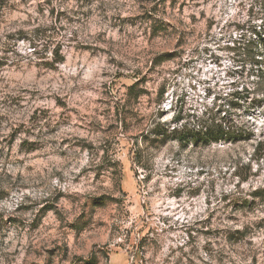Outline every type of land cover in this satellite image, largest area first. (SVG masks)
<instances>
[{
  "label": "rangeland",
  "instance_id": "obj_1",
  "mask_svg": "<svg viewBox=\"0 0 264 264\" xmlns=\"http://www.w3.org/2000/svg\"><path fill=\"white\" fill-rule=\"evenodd\" d=\"M263 5L0 0V264H264Z\"/></svg>",
  "mask_w": 264,
  "mask_h": 264
},
{
  "label": "trees",
  "instance_id": "obj_2",
  "mask_svg": "<svg viewBox=\"0 0 264 264\" xmlns=\"http://www.w3.org/2000/svg\"><path fill=\"white\" fill-rule=\"evenodd\" d=\"M264 8V5H263ZM264 43V38L261 40ZM34 47L35 45L32 44ZM264 48V44L262 46ZM51 58L43 61V65L48 68H53L59 63L64 61V55L61 48L55 45L49 50ZM264 54V53H263ZM256 62L264 63L262 57L256 58ZM258 76L260 85H264V68H258ZM132 89V85L130 87ZM153 137L145 136V140L150 138L151 141H157L159 144H164L169 140H177L179 143H190L192 146L208 147L213 144H235L242 140L249 139V134L237 128L236 125L232 124L226 117V113L217 116L216 114H209L206 117H199L190 126L181 127L174 125H168L165 122H158L148 132ZM243 164L237 166L238 170L235 171V175L238 177L239 182H245L248 180L250 175V167L243 168Z\"/></svg>",
  "mask_w": 264,
  "mask_h": 264
}]
</instances>
